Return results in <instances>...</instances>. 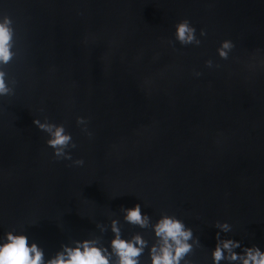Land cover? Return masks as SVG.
Masks as SVG:
<instances>
[{"label":"water","instance_id":"obj_1","mask_svg":"<svg viewBox=\"0 0 264 264\" xmlns=\"http://www.w3.org/2000/svg\"><path fill=\"white\" fill-rule=\"evenodd\" d=\"M4 13L19 83L0 97V235L26 230L50 257L101 235L100 222L110 244L119 218L125 238L151 240L123 220L121 207L140 203L153 221L168 212L194 229L195 264H212L217 220L264 250V0H0ZM185 18L207 32L198 47L175 42ZM45 116L71 132L83 166L54 158L33 123Z\"/></svg>","mask_w":264,"mask_h":264},{"label":"clouds","instance_id":"obj_2","mask_svg":"<svg viewBox=\"0 0 264 264\" xmlns=\"http://www.w3.org/2000/svg\"><path fill=\"white\" fill-rule=\"evenodd\" d=\"M175 28V42L182 46L198 47L202 43L199 37L207 36L206 30L201 29L198 37L197 28L187 18L178 22ZM234 47L233 41L224 40L217 53L221 59L227 60ZM17 57L15 21L6 13L0 14V97L16 94L19 82L10 74L9 65ZM205 64L208 68L214 66L211 59ZM193 74L199 77L203 73L194 71ZM33 123L40 132L47 134L45 143L53 150L56 160L72 161L71 165L75 166L84 165L83 159H73L71 150L76 149L77 144L63 123L52 122L46 116L43 121L40 118L34 119ZM76 123L83 126L81 130L89 138L93 136L87 127L88 119L78 116ZM121 211L126 224L150 230L154 234L152 239L145 238L143 232H136L130 238H125L120 219L113 218L110 221L113 233L110 244L104 241L109 225L100 222L96 224V228L101 235L93 232L89 238L70 239L61 243L60 248L49 257L46 249L32 239L26 230L17 231L13 228L0 235V264H142L146 251L150 264H195L193 257L196 250L204 246L185 220L175 214L161 212L159 218L153 221L152 215L145 213L140 203L133 207L122 206ZM212 226L218 229L216 245L211 250L212 264H264V250L259 245L245 246L240 240L226 238V234L233 232L232 224L217 220Z\"/></svg>","mask_w":264,"mask_h":264}]
</instances>
